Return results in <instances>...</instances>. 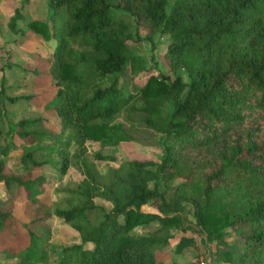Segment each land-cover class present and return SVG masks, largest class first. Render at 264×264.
<instances>
[{
  "label": "trees",
  "instance_id": "1",
  "mask_svg": "<svg viewBox=\"0 0 264 264\" xmlns=\"http://www.w3.org/2000/svg\"><path fill=\"white\" fill-rule=\"evenodd\" d=\"M124 13L148 35L168 34L163 57L172 71L150 74L128 94L119 79L144 63L127 45L136 33ZM21 16L16 8L12 30ZM28 28L55 39L48 68L56 88L45 106L60 125L40 128L39 116L11 121L3 99L27 95L6 96L0 85V181L14 198L22 195L29 217L23 241L0 253L19 264H157L172 230L187 228L180 212L189 203L188 225L214 242L212 259L264 264V0H47V18ZM120 111L122 120H114ZM137 128L157 135L160 159L128 158L105 172L96 160L111 155L93 150L87 159V139L110 146ZM15 137L22 150L12 168L4 156ZM46 162L84 174L57 188L50 204L41 197ZM147 202L157 210H143ZM52 214L79 240L51 244ZM16 222L12 201H0V233L9 228L18 236ZM194 244L192 234H180L174 251Z\"/></svg>",
  "mask_w": 264,
  "mask_h": 264
},
{
  "label": "rangeland",
  "instance_id": "2",
  "mask_svg": "<svg viewBox=\"0 0 264 264\" xmlns=\"http://www.w3.org/2000/svg\"><path fill=\"white\" fill-rule=\"evenodd\" d=\"M19 8L22 16L17 19L15 29L8 25L14 10ZM118 12H122L117 10ZM35 18H47V0H0V85L4 87L6 96H25L26 98L9 100L3 99V105L11 121H16L21 117L39 116L41 118L40 128L57 131L59 129V117L56 110L45 106V99L54 92L56 85L51 82L49 75V62L51 51L55 45V39H43L39 33L28 28V22ZM124 18L130 23L131 29L136 33L134 38L128 39V47L137 55L143 58V68L137 71H128L120 79L119 83L123 91L128 94L135 91V84L143 82L150 74H164L172 76V71L166 64L163 52L168 43V34L156 32L147 34L145 26H136L132 16L124 13ZM182 78L187 81L188 77L183 70H179ZM114 120L121 121L122 113L114 116ZM157 135L137 128L132 132V137L121 140L117 144L102 147L99 141L86 140L87 159L93 160V150H102L103 153L111 155V158L96 160L98 169L105 172L110 166H117L121 161L128 158H153L160 159L161 150L157 144ZM7 138H1L4 144ZM16 147L11 149L4 156L7 164L14 168L20 156L21 141L15 137ZM39 171L47 176L49 180L44 183L41 197L50 204L56 199V189L62 187L67 181H80L84 174L74 165H69L65 172H61L53 162H46ZM151 184V183H150ZM12 201L13 215L17 219L16 228L19 230L18 236H14L11 229L6 228L0 233V247L7 244L18 245L24 239L22 235V221L29 218L23 212L22 195L14 198V190L6 192L3 182L0 181V201L1 203ZM95 202L102 203L106 207L110 202L100 196L94 197ZM186 207L180 214L187 218V228L185 230L176 228L172 230V237L169 243L158 250V264L163 263V258L169 256V251H174L175 243L180 234H192L194 245L190 246V253L184 258L187 264H194L196 259L205 257L211 264H229L228 262L212 259V251L215 249L214 242L204 241L202 234L195 231L194 227L188 224L192 221L193 207L185 203ZM146 211H156L152 203L147 202L141 206ZM51 232L49 241L58 249L59 246L68 245L79 240L78 232L62 218L55 214L49 217ZM191 225V224H190ZM152 225H138L135 231L145 233L148 229L155 227ZM174 245V247H173ZM187 246V247H189ZM175 253V251H174ZM177 258V257H176ZM0 264H19L18 258H5L0 253Z\"/></svg>",
  "mask_w": 264,
  "mask_h": 264
},
{
  "label": "crops",
  "instance_id": "3",
  "mask_svg": "<svg viewBox=\"0 0 264 264\" xmlns=\"http://www.w3.org/2000/svg\"><path fill=\"white\" fill-rule=\"evenodd\" d=\"M179 239V238H178ZM178 241V240H177ZM176 241V242H177ZM176 244V243H175ZM174 244V245H175ZM173 245V247H174ZM189 246V245H188ZM190 246L189 247H184L182 249L181 252H175L172 250V251H169V256H165V258H163V263L162 264H187V261L184 259L187 255V253H190ZM177 257V258H176ZM159 254H158V251L156 252V261H158L159 259ZM158 264V263H157ZM161 264V263H160Z\"/></svg>",
  "mask_w": 264,
  "mask_h": 264
},
{
  "label": "built area",
  "instance_id": "4",
  "mask_svg": "<svg viewBox=\"0 0 264 264\" xmlns=\"http://www.w3.org/2000/svg\"><path fill=\"white\" fill-rule=\"evenodd\" d=\"M194 264H211V262L208 260V258L201 257V258L196 259Z\"/></svg>",
  "mask_w": 264,
  "mask_h": 264
}]
</instances>
